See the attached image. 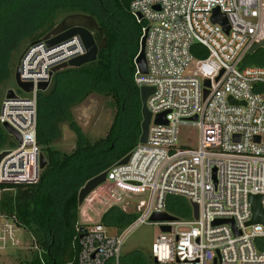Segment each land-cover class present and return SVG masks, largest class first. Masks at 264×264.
Instances as JSON below:
<instances>
[{
	"label": "built area",
	"instance_id": "obj_1",
	"mask_svg": "<svg viewBox=\"0 0 264 264\" xmlns=\"http://www.w3.org/2000/svg\"><path fill=\"white\" fill-rule=\"evenodd\" d=\"M215 8L225 13L228 30L211 20ZM129 9L141 25L146 60L145 73L135 64L133 79L139 88H153L146 99L151 112L147 138L128 152L126 163L107 169L105 182L83 203L102 189L107 207L127 211L136 196L138 216L112 234L99 219L102 210L95 218L84 212L87 217L75 227V264H121L126 235L152 213L166 211L167 195L197 204L198 216L191 209L190 219L157 222L170 230L151 244L154 264H264V242L262 249L256 243L264 237V223L246 224L252 217L251 194H259L264 207V65L243 63L264 48L249 51L264 40V0H129ZM194 43L203 45L206 55L196 58ZM84 52L77 35L51 46L44 38L21 52L19 77L31 82L32 90L18 88L24 94L14 90L0 103V123L21 137L18 142L9 134L16 146L0 150L6 151L0 158V197L7 189L3 186L38 182L43 153L36 130L37 85L51 80L52 67ZM229 96L244 104L229 103ZM162 112L167 123H155ZM185 125L197 128L196 147L181 143ZM96 203H103L99 194ZM229 219L234 227L214 223ZM16 228L14 220L0 214L2 248L7 239L18 243Z\"/></svg>",
	"mask_w": 264,
	"mask_h": 264
},
{
	"label": "trees",
	"instance_id": "obj_2",
	"mask_svg": "<svg viewBox=\"0 0 264 264\" xmlns=\"http://www.w3.org/2000/svg\"><path fill=\"white\" fill-rule=\"evenodd\" d=\"M77 13L95 20L105 47L98 50L94 61L56 70L48 88L37 92V140L47 163L38 182L3 186L7 189L0 197V214L30 233L32 246L37 247L23 264L76 263L78 191L89 178L133 149L141 132L140 93L133 79L141 25L130 12L129 0H0V92L13 81L15 53L44 39L65 16ZM191 50L196 58L207 52L200 43H194ZM249 61L264 65V48L249 54L243 63ZM92 93L110 98L115 107L106 134L95 139L86 136L73 116V108ZM63 127L75 134V145L69 152L54 145ZM7 138L10 147L16 146L0 123V150L7 149L3 148ZM165 204L166 211L180 219L192 216L185 197L167 195ZM137 216L136 211L126 212L113 205L100 221L121 232ZM262 242L264 237L257 239L259 249ZM120 262L154 264L151 256L147 260L140 252L121 255Z\"/></svg>",
	"mask_w": 264,
	"mask_h": 264
},
{
	"label": "water",
	"instance_id": "obj_3",
	"mask_svg": "<svg viewBox=\"0 0 264 264\" xmlns=\"http://www.w3.org/2000/svg\"><path fill=\"white\" fill-rule=\"evenodd\" d=\"M211 20L213 22L219 23L225 30L229 29V24L227 21V17L225 13L221 12L218 8L213 9ZM77 35L82 41V44L85 48V52L82 55H78L75 57L70 58L66 62L62 64H58L50 70V76L52 77L53 73L62 68L66 67H78L82 64L87 62L94 61L97 56V52L101 47H105V38L103 37L101 29L96 25L95 20L83 14H69L63 18V20L52 30L50 34L45 37V44L48 46L58 44L62 41H66L70 39L72 36ZM259 46H264V40L258 43L252 44L249 51L252 52ZM134 62L138 67L139 71L142 73L146 72V60L144 55V37L140 39L139 43V50L135 56ZM14 80L17 87L24 92H29L32 90V83L22 81L19 77V66L17 65L14 71ZM205 84H209V81L205 79ZM50 84V80L40 82L37 85L39 90H45L48 88ZM153 91L152 87L148 86H141L139 88L140 93V100H141V116L142 120L140 123V135H139V142H145L148 133V127L151 120V112L148 110L146 105L147 96ZM15 95L14 90L12 88L8 89L5 93L6 97H13ZM229 103H242L243 101H236L232 97H228ZM155 123H167L165 119V112L159 113L155 116L154 119ZM3 128L8 134L14 136V138L20 142L21 137L19 133L13 129L9 124L3 123ZM6 153V151H2L0 153V158ZM129 153L123 156L120 160L116 162L117 165L126 163L129 158ZM47 163V159L44 154L40 155V168L42 169ZM107 170L89 178L79 189L78 197H77V204L80 206L83 203V200L99 185H101L106 180ZM250 202L252 204V217L246 223H256L262 222L264 223V207L261 205V196L259 194L249 196ZM192 215L194 218L198 216V207L197 204L191 203ZM177 217L170 214L167 211L163 212H154L149 217L150 221L153 222H163V221H170L175 220ZM227 222L234 227L233 221L229 220H216L214 223H222ZM159 228L161 232H167L170 230L169 225L160 224ZM236 233H240L239 230H235ZM155 262V259L153 260Z\"/></svg>",
	"mask_w": 264,
	"mask_h": 264
},
{
	"label": "rangeland",
	"instance_id": "obj_4",
	"mask_svg": "<svg viewBox=\"0 0 264 264\" xmlns=\"http://www.w3.org/2000/svg\"><path fill=\"white\" fill-rule=\"evenodd\" d=\"M27 45L28 44H26L23 49ZM20 53H15V56H13V64L11 68L13 81L3 86L0 92L1 99L4 97L6 91L10 88L17 91L18 93L24 94L22 92H19L14 80V71L16 66L18 65ZM253 61H249L247 65H255ZM193 63L194 62L192 61L190 67L193 66ZM114 111L115 107L113 106V104H111L110 98L92 93L87 98H85L80 104L73 108V116L81 127L82 131L86 134V136H88V138L90 139H95L98 137H102L106 134L111 124ZM198 137L199 133L195 126L185 125L181 127V143L185 142L193 147H196ZM54 145L62 151H71L75 145V134L67 127H63L61 137L54 141ZM10 146V138H7L3 148H11ZM98 194L99 197L103 200V203L101 204L96 203V197ZM137 200L138 198L136 196L130 198L131 203L128 206L126 212L135 211L134 204L137 202ZM107 204H109L108 200L104 199V193H102V189H99L87 199V203H82V205L79 206V221L82 222V219L86 218L87 215L91 218H95L97 216V212L102 210L99 216L100 219L101 215L106 210H108V208H110L107 207ZM84 212H86L85 214L87 215L83 214ZM181 219L188 218L181 217ZM109 232L112 234L119 233L115 228H109ZM160 233L161 230L157 222H153L147 219L145 222L139 223L126 235L121 246V255L132 252H140L143 254L145 259H150L151 244ZM16 238L18 239V243H16L15 246L12 245L10 239H7L4 248H2V243L0 242V263L23 264L25 259L27 260L31 257L32 251L34 250L32 246L31 234L22 228H16L14 238L15 241Z\"/></svg>",
	"mask_w": 264,
	"mask_h": 264
},
{
	"label": "flooded vegetation",
	"instance_id": "obj_5",
	"mask_svg": "<svg viewBox=\"0 0 264 264\" xmlns=\"http://www.w3.org/2000/svg\"><path fill=\"white\" fill-rule=\"evenodd\" d=\"M62 20H63V18H62ZM62 20H61V21H62ZM61 21H60V22H61Z\"/></svg>",
	"mask_w": 264,
	"mask_h": 264
}]
</instances>
